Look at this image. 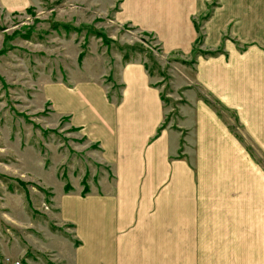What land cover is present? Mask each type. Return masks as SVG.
<instances>
[{"label": "crops", "instance_id": "0c3cea01", "mask_svg": "<svg viewBox=\"0 0 264 264\" xmlns=\"http://www.w3.org/2000/svg\"><path fill=\"white\" fill-rule=\"evenodd\" d=\"M0 1L6 7L24 2ZM118 2L116 21L134 23L154 33L163 51L182 54L197 42L195 18L211 5L199 45H222L225 55L198 56L194 79L235 110L263 161L198 97L190 95L177 110L180 123L164 125L160 89L138 61L120 68L117 102L97 83L47 85L53 110L98 144L116 179L95 193L63 194L60 219L72 224L79 243L62 238L67 252L58 260L264 264V0Z\"/></svg>", "mask_w": 264, "mask_h": 264}, {"label": "rangeland", "instance_id": "374dc122", "mask_svg": "<svg viewBox=\"0 0 264 264\" xmlns=\"http://www.w3.org/2000/svg\"><path fill=\"white\" fill-rule=\"evenodd\" d=\"M118 3L24 0L6 7L0 1V264H69L58 260L67 252L60 240L76 239L72 224L60 219L63 194L83 196L115 185L98 144L71 125L68 115L53 110L47 85L97 83L107 100L117 102L125 55L128 62L142 63L159 87L168 110L164 125L180 123L177 110L190 95L198 97L263 161L235 110L196 83L199 43L187 54L163 51L154 33L114 19ZM211 10L208 5L204 14ZM219 54L225 52L214 56ZM166 185L173 186V179Z\"/></svg>", "mask_w": 264, "mask_h": 264}, {"label": "trees", "instance_id": "16d2710c", "mask_svg": "<svg viewBox=\"0 0 264 264\" xmlns=\"http://www.w3.org/2000/svg\"><path fill=\"white\" fill-rule=\"evenodd\" d=\"M208 15L209 14H204V16H202V20H200V21H203V20H205L207 17H208ZM194 26H195V29H196V31H197V33H198V36H197V38H196V41L198 42V43H200L201 41H202V37H203V33L201 32V29H199L200 28V24H196V23H194ZM222 48H217V49H215V50H205V49H203V51H200L199 52V55H201V56H206V55H209V56H214V55H216V54H218V53H222V50H221ZM123 62L124 63H126V62H128V57L127 56H123ZM216 101H218V100H216ZM72 226V225H71ZM74 241V244L76 245V244H78L79 243V241L77 240V239H75V240H73ZM48 264H50V263H48Z\"/></svg>", "mask_w": 264, "mask_h": 264}, {"label": "built area", "instance_id": "2783aa9c", "mask_svg": "<svg viewBox=\"0 0 264 264\" xmlns=\"http://www.w3.org/2000/svg\"><path fill=\"white\" fill-rule=\"evenodd\" d=\"M9 264H21V262L18 260H14V261L9 262Z\"/></svg>", "mask_w": 264, "mask_h": 264}]
</instances>
